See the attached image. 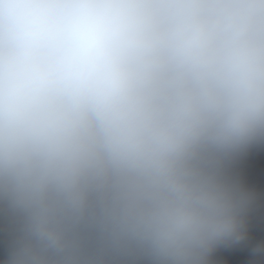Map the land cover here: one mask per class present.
Here are the masks:
<instances>
[{
    "label": "clouds",
    "instance_id": "clouds-1",
    "mask_svg": "<svg viewBox=\"0 0 264 264\" xmlns=\"http://www.w3.org/2000/svg\"><path fill=\"white\" fill-rule=\"evenodd\" d=\"M0 264H264V0H0Z\"/></svg>",
    "mask_w": 264,
    "mask_h": 264
}]
</instances>
